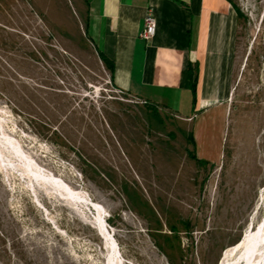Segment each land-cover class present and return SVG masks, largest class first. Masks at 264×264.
<instances>
[{
	"label": "rangeland",
	"instance_id": "1",
	"mask_svg": "<svg viewBox=\"0 0 264 264\" xmlns=\"http://www.w3.org/2000/svg\"><path fill=\"white\" fill-rule=\"evenodd\" d=\"M231 2L227 102L185 120L115 86L82 0H0V264H222L257 230L264 0Z\"/></svg>",
	"mask_w": 264,
	"mask_h": 264
},
{
	"label": "crops",
	"instance_id": "2",
	"mask_svg": "<svg viewBox=\"0 0 264 264\" xmlns=\"http://www.w3.org/2000/svg\"><path fill=\"white\" fill-rule=\"evenodd\" d=\"M82 1L89 37L114 62L118 89L185 120L227 102L238 27L229 0ZM148 10L157 23L150 42L139 37ZM190 64L197 73L195 96Z\"/></svg>",
	"mask_w": 264,
	"mask_h": 264
},
{
	"label": "bare ground",
	"instance_id": "3",
	"mask_svg": "<svg viewBox=\"0 0 264 264\" xmlns=\"http://www.w3.org/2000/svg\"><path fill=\"white\" fill-rule=\"evenodd\" d=\"M256 229V231H248L236 246L224 254L222 264H264V220ZM261 247L262 249L259 253L258 249ZM257 252L259 256H256Z\"/></svg>",
	"mask_w": 264,
	"mask_h": 264
},
{
	"label": "trees",
	"instance_id": "4",
	"mask_svg": "<svg viewBox=\"0 0 264 264\" xmlns=\"http://www.w3.org/2000/svg\"><path fill=\"white\" fill-rule=\"evenodd\" d=\"M229 1L231 2V0H229ZM235 11H236V13H238V10L235 9ZM96 51H97L98 56L101 59V61L104 63V65L106 66V68L110 71L112 81L114 82V73H115V65H114V62L112 60H110L98 47L96 48ZM188 79H189V83H190V88L192 89V91L194 93V96H195L196 95L197 73L195 72V69L193 68V66L191 64L189 65V69H188ZM146 103H148V102H146ZM153 106H156V105H153ZM191 139L194 142V136L193 135H191ZM200 162L202 164H207V162H205L203 160H200Z\"/></svg>",
	"mask_w": 264,
	"mask_h": 264
},
{
	"label": "built area",
	"instance_id": "5",
	"mask_svg": "<svg viewBox=\"0 0 264 264\" xmlns=\"http://www.w3.org/2000/svg\"><path fill=\"white\" fill-rule=\"evenodd\" d=\"M156 30L157 23L154 17V13L152 10H148L144 18V26L139 37L146 42H150L155 37Z\"/></svg>",
	"mask_w": 264,
	"mask_h": 264
}]
</instances>
